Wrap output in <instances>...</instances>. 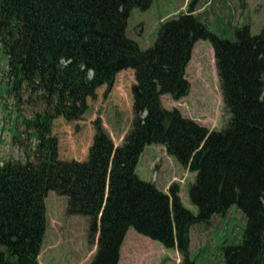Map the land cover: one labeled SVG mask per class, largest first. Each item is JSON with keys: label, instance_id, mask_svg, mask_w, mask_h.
<instances>
[{"label": "trees", "instance_id": "16d2710c", "mask_svg": "<svg viewBox=\"0 0 264 264\" xmlns=\"http://www.w3.org/2000/svg\"><path fill=\"white\" fill-rule=\"evenodd\" d=\"M154 0H0V71L18 93L30 91L40 110L26 121L35 137L26 161L0 164V264H41L53 190L67 198V213L90 218L97 239L90 264H120L131 227L190 258L191 229L237 204L245 225L236 242L223 247V264H264V27L249 23L235 38L220 36L193 13L166 20L153 46L142 49L126 34L134 8ZM210 40L226 109L221 130L210 129L168 109L162 95H186V67L196 42ZM135 69L133 121L116 146L95 121L88 157L62 160L53 121L81 119L98 88L112 89L118 73ZM166 146L196 173L186 207L180 186L159 189L137 173L145 147Z\"/></svg>", "mask_w": 264, "mask_h": 264}, {"label": "rangeland", "instance_id": "374dc122", "mask_svg": "<svg viewBox=\"0 0 264 264\" xmlns=\"http://www.w3.org/2000/svg\"><path fill=\"white\" fill-rule=\"evenodd\" d=\"M191 3L193 13L223 37L235 38V29L246 23L251 25L253 34L260 33L264 27V0H154L147 10H132L126 34L142 49H147L154 45L162 23L187 13ZM185 76L189 82L188 93L180 98L163 94V106L178 108L184 116L212 130L223 129L230 114L210 40L196 42ZM135 82V69H124L118 73L112 89L103 85L88 99L89 109L81 119L56 118L52 134L57 138L58 157L85 160L94 142L97 119H101L116 146L121 145L133 121ZM11 88L12 84L0 71V163L26 161L31 156L34 159L36 139L29 137L31 130L26 121L34 117L42 103L30 91L19 94ZM137 173L165 192H169L172 184H178L184 205L198 213V207L190 199L196 173L170 155L166 146L147 145ZM46 205L48 226L39 256L41 264H90L97 250V239L91 242L89 238L90 218L68 214L67 198L53 190L48 193ZM245 222L244 213L234 204L226 213L193 225L191 260L195 264H223V247L236 242ZM120 264H182V256L177 249L166 248L131 227L121 249Z\"/></svg>", "mask_w": 264, "mask_h": 264}]
</instances>
